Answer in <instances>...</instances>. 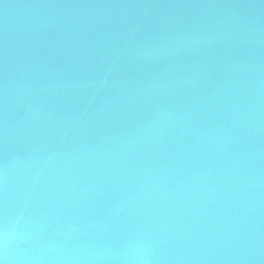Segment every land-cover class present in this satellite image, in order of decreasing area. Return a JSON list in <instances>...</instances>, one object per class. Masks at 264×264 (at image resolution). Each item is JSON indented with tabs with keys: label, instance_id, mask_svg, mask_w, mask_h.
<instances>
[{
	"label": "water",
	"instance_id": "1",
	"mask_svg": "<svg viewBox=\"0 0 264 264\" xmlns=\"http://www.w3.org/2000/svg\"><path fill=\"white\" fill-rule=\"evenodd\" d=\"M3 264H264V0H0Z\"/></svg>",
	"mask_w": 264,
	"mask_h": 264
},
{
	"label": "snow or ice",
	"instance_id": "2",
	"mask_svg": "<svg viewBox=\"0 0 264 264\" xmlns=\"http://www.w3.org/2000/svg\"><path fill=\"white\" fill-rule=\"evenodd\" d=\"M0 264H3V261H0Z\"/></svg>",
	"mask_w": 264,
	"mask_h": 264
}]
</instances>
